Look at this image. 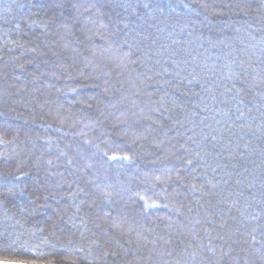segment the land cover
<instances>
[{"label": "trees", "instance_id": "1", "mask_svg": "<svg viewBox=\"0 0 264 264\" xmlns=\"http://www.w3.org/2000/svg\"><path fill=\"white\" fill-rule=\"evenodd\" d=\"M259 6L0 0V235L41 264H264Z\"/></svg>", "mask_w": 264, "mask_h": 264}, {"label": "snow or ice", "instance_id": "2", "mask_svg": "<svg viewBox=\"0 0 264 264\" xmlns=\"http://www.w3.org/2000/svg\"><path fill=\"white\" fill-rule=\"evenodd\" d=\"M185 7H191V6L185 5ZM205 11H207V9H205ZM256 12L257 13L264 12V0H260V6L259 8L256 9ZM261 43L264 44V41H262ZM128 55L130 56L131 53H129ZM243 63H244L243 61L240 62L239 67L241 69L243 68ZM230 70L232 69L230 68ZM235 75L239 76L240 72H235ZM244 115H245L244 112H240V116H238L237 119H239ZM241 127H243V125H241ZM205 139H207V137H205ZM245 147H247V145H245ZM110 159L115 160L117 159V157L113 156ZM123 159H129V158L123 157ZM189 163H191V161H189ZM2 179H6V178H0V180ZM15 179H20V177L17 176L15 177ZM146 206L156 207V205L154 204L146 205ZM43 243L47 244L48 241L45 240L43 241ZM52 247L55 248V245H53ZM64 250L71 251V249L67 247H64ZM78 251L83 252V248H79ZM0 252L13 253L11 257L0 258V264H41V261L46 259L45 253L39 250V245L32 246L29 245L26 241L21 242L18 238L12 239L10 236H8L6 229L5 232L2 235H0ZM48 264H55V262L48 261ZM73 264H75L74 261Z\"/></svg>", "mask_w": 264, "mask_h": 264}]
</instances>
